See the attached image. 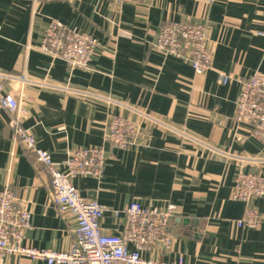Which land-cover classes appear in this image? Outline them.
Listing matches in <instances>:
<instances>
[{"label":"crops","instance_id":"1","mask_svg":"<svg viewBox=\"0 0 264 264\" xmlns=\"http://www.w3.org/2000/svg\"><path fill=\"white\" fill-rule=\"evenodd\" d=\"M52 21L93 37L98 48L89 69L40 50ZM174 23L210 29L212 69L196 75L188 60L155 50L161 28ZM264 0H0V73L26 76L2 83L25 104L23 129L56 163L75 149L102 148L103 178L76 179L85 199L108 210L137 201L180 213L174 236L143 258L161 263L264 264V197L254 202L258 229H240L245 205L232 199L240 173L264 175V147L252 129L234 120L241 84L264 74ZM222 76L231 82L224 84ZM112 117L140 127L127 151L107 141ZM15 118L0 107V192L13 190L32 213L25 244L65 252L73 243L72 219L51 201L46 169L35 166L13 139ZM104 226L122 231L107 215ZM3 264H47L7 257Z\"/></svg>","mask_w":264,"mask_h":264},{"label":"built area","instance_id":"2","mask_svg":"<svg viewBox=\"0 0 264 264\" xmlns=\"http://www.w3.org/2000/svg\"><path fill=\"white\" fill-rule=\"evenodd\" d=\"M124 4L129 0H102ZM264 37V33L257 34ZM210 29L204 25L174 23L160 29L155 50L182 57L189 61L196 75L207 74L213 66V56L208 48ZM98 48L90 35L52 21L45 33L40 50L67 63L71 71L89 69ZM18 80L34 87L26 76L14 78L0 73V107L15 118L10 123L13 139L21 144L35 166H43L50 180L51 201L56 211L65 219H72L73 243L65 252L37 249L25 244L32 229V213L18 202L13 190L0 192V264L7 257H25L47 264H185L161 263L146 260L143 254L159 243L169 250L174 236L172 220L180 213L175 206L165 209L143 207L134 201L122 210H108L96 199H85L74 185L76 179L103 178L106 161L102 148L73 150L68 159L56 163L52 155L39 148L38 141L20 125L19 115L25 104L19 97L6 93L2 83ZM226 85L231 79L222 76ZM234 120L249 125L252 134L264 147V74L256 73L241 84ZM107 141L117 149L127 151L140 132V127L122 117H112L108 124ZM264 197V175L261 172L240 173L233 188L232 199L245 205V213L237 222L240 229H258L262 216L254 202ZM123 225L122 231L104 226L107 215Z\"/></svg>","mask_w":264,"mask_h":264}]
</instances>
